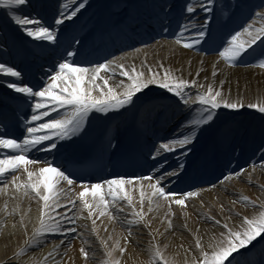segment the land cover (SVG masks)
<instances>
[{"label": "snow or ice", "instance_id": "obj_1", "mask_svg": "<svg viewBox=\"0 0 264 264\" xmlns=\"http://www.w3.org/2000/svg\"><path fill=\"white\" fill-rule=\"evenodd\" d=\"M86 5L88 0H68L62 5L59 16L53 18L52 24H47L39 15L24 12L25 8L32 6V0H0V10H3L4 18L9 24L15 25L34 41H47L48 47L59 46L61 26L66 21L74 22V18H78ZM152 7L153 11L141 14L137 11L138 5L125 3L114 25L121 31L168 33L176 5L169 0H160ZM230 7L234 15L244 5L233 3ZM256 7L260 10L254 11L249 16V22L240 30L231 33L230 38L222 45L223 50L218 52L219 60H223L228 67H236L243 62L246 55L255 53L253 46L258 45L261 52L255 57L257 63L251 66L264 69V0ZM216 11V0L186 2L181 8V15L187 14L185 18L191 23L195 35L185 39V32L191 29L190 23H184L176 36L175 44L190 50L202 43L211 42V23L216 20ZM200 12L204 13V17L194 22L193 17ZM156 43L160 44V41ZM84 46L83 39L74 37L58 62L43 71L40 79L33 85L23 84L22 73L14 66L0 63V74L15 78L14 81L7 82V88L21 94L26 102L35 101L30 105V119L23 116L18 118L25 126L22 138H8L6 125L5 130L0 131V150L6 153L0 158V197L4 198L3 209L0 210L8 216L20 213L19 222L26 232L24 219L27 212H22L21 203L34 201L39 212L38 225L10 259L20 261L29 250H39L52 236L58 235L61 237L59 243L53 241L52 249L42 258H33L31 264H72L73 258L68 256V252L76 239H80L82 244L78 254L83 264H88L90 259H96V249L85 236V232H88L96 237L103 249V259L99 264H126L124 257L134 236L133 228L144 227L153 240L157 235L163 236L175 228V205L179 206L184 217L181 227L192 237L187 247L183 242L178 245L185 255L183 264H241L238 257L243 256L242 250L251 251L256 244L264 243V184L257 185L260 194L253 199L237 193L233 182L243 178L252 184L257 168L264 174V151L260 152V162H250L249 168L241 167L226 172L206 187L200 186L195 190L179 193L169 185L187 173L186 163L179 162L176 167H170L164 154H175L179 150L187 158L191 150L188 146L197 139L198 130H203L205 126L211 128L218 116L217 110L221 108L238 113L247 107L264 118V101L250 102L247 105L239 99L233 101L230 89L227 96L223 92L226 80L221 79L218 85L202 84L198 79L189 80L177 75L176 72L182 70L164 68L163 63L155 66L156 69H163L162 72L154 70L146 61L141 63V70H138L134 64L126 63L130 55L127 53L104 62H81L77 57L82 55L81 49ZM150 47L145 42L142 48H135L134 52L146 55V49ZM219 60L211 66L213 80L220 73ZM200 63L203 64V61ZM203 70L198 69L195 77H199ZM152 86L171 94V97L177 99V104H182L189 113L185 123L181 125L186 128L185 132L178 131L166 142L154 145L153 152L150 153L154 162L153 171L140 175L118 174L95 183H81L80 177L56 163L55 158L47 159V155L58 152L65 146L60 142L71 141L73 137L86 131L90 113H100L103 114L101 118H108L110 113L121 114V110L128 111L136 106L141 95L147 96L152 91ZM191 89H196L195 94ZM193 105L196 106L194 114ZM61 110H66L63 115L60 114ZM53 113L56 115L53 116ZM2 123L3 120H0V124ZM106 147L115 156L120 146L110 140ZM33 152L44 153L45 158L32 156ZM195 163L193 161L192 165ZM230 186L233 188L234 198L225 203L220 199L218 189L222 188L227 193ZM205 192L216 193V203L205 201L202 196ZM194 198L199 201L200 210L196 212L198 221L212 225L203 234L199 228L189 227L190 214L186 210L189 203L195 208ZM10 201L13 202L11 211L8 210ZM238 206L251 208L252 214L237 211ZM160 209H164L160 222L165 224V233H161L158 228L154 231L152 229V221L156 217L151 214ZM204 209L207 210L203 211ZM30 210L29 207L27 211ZM121 214H124L123 219ZM105 217L109 224L126 225V233H120L114 239L115 230L109 232L108 225L101 219ZM81 220L90 221V226L81 225ZM237 220L239 223H235ZM81 228L84 231H80ZM101 228L107 233L104 237L100 236ZM217 228L220 229L219 232L215 231ZM65 245L67 247L61 251ZM166 248L167 245L162 250L158 243L150 244L147 264H177L175 257L165 255ZM57 255L61 257L60 260H56ZM0 264H8V260Z\"/></svg>", "mask_w": 264, "mask_h": 264}, {"label": "bare ground", "instance_id": "obj_2", "mask_svg": "<svg viewBox=\"0 0 264 264\" xmlns=\"http://www.w3.org/2000/svg\"><path fill=\"white\" fill-rule=\"evenodd\" d=\"M249 1L247 0V3ZM67 2L68 0H32V6L25 8L24 12L33 16L39 15L47 24H52L53 18L59 16L62 5ZM159 2L160 0H88V5L81 10L78 18H74V22L66 21L65 25L61 26L58 47H48L47 41H34L20 32L15 25L9 24L6 19L7 25L0 20V63L14 66L22 73V83L33 85L40 79L43 71H47L51 65L58 62L64 53V49L68 47L69 41L77 37L85 41V46L81 49L82 55L77 57L81 62H104L106 59L121 57L127 53L130 55L126 63L129 65L134 64L138 70H141V63L146 61L148 65L153 66L154 70L162 72L163 69H156L155 66L158 63H163L164 68H171L174 71L180 69L182 71L176 72L177 75L189 80L198 79L202 84L213 83L218 85L221 79L226 80L223 85V92L227 96L230 89V96L233 101L239 99L245 105L250 102L264 101V69L248 64V57L252 56V54L246 55L243 58V62L236 67H228L223 60H219L218 52L223 50L222 44L215 38L212 27H220L221 20H219V23L217 20L220 17L224 19L226 16L227 20L233 19L234 15L229 8V0H216L217 21L215 20V22L211 23L212 41L202 43L190 50L184 49L174 42L179 33L176 27L173 26L176 14L179 17V21L175 26L177 24L190 23L185 18L187 16L186 13L183 18L181 13H173L169 25L170 31L164 34H160L158 31L148 34L137 33L133 30L121 31L114 25V21L118 18V14L122 12L125 3L138 5L137 11L145 14L153 11L152 6ZM178 2L179 0H173L171 3L177 7ZM191 2H195V0H191ZM118 5L120 7H117ZM223 11L225 12L222 16ZM251 13L252 7L248 6L242 14V17L244 16L243 19L246 20V17ZM203 17L204 13L200 12L196 17H193V21H199ZM110 23L111 26L109 25ZM242 24V22L236 23L235 21L226 29L225 35L229 34L230 36ZM174 34L176 35L175 38L171 39L170 37ZM194 35L195 30L191 29L185 32V39L187 40ZM159 36L161 38L156 39V41H160V44H157L156 41L151 43V47L146 49V55L143 52L140 54L134 52L135 48H142L145 42L147 43ZM124 39H129L130 44L137 46L133 50L119 54L117 51L123 47ZM113 45L115 47L111 50ZM253 47L258 53L257 55H259L261 47L258 45ZM218 60L220 73L213 80L211 77V66ZM201 61H203V64L200 63ZM256 63L257 60H255L253 65ZM200 68L204 70L199 77H195V72ZM190 72L192 75H189ZM205 77L208 79L206 80ZM14 80L15 78L0 74V100H7L14 96L24 100L21 94L7 88V82ZM195 91L196 89H191L193 94H195ZM141 97L147 103L142 107L139 125L141 138L148 149H150L149 145H158L161 142H166L178 131H186V128H182L181 125L185 123L186 117L189 115L188 109L182 104L178 105L177 99L171 97V94H167L163 89L152 86V91L148 92L147 96L141 95ZM30 102L35 103L34 100ZM192 107L194 114L196 106L193 105ZM64 111L66 110H61L60 114L63 115ZM217 111L218 116L212 127L208 128L205 126L203 130H198L197 139L192 145L188 146L191 150L188 152L187 158L181 155L179 150L175 154H164L170 167H176L179 162L186 163L187 166V173L182 175L180 180H174L169 185L174 191L179 193L185 190H195L200 186L206 187L210 182H215L218 177H221L226 172L241 167L249 168L252 161L260 162V152L264 151V118L247 107L241 109L238 113L223 108ZM52 115L55 116L56 113ZM118 128L119 125L112 130L114 136L118 133ZM5 154L4 150H0V158H3ZM57 154V152L49 154L47 159L51 160ZM31 155L44 159L46 154L33 152ZM193 161L196 162L194 166L192 165ZM61 165L64 166V164ZM153 165L154 162L152 161L151 165L147 167L145 174L154 170ZM106 178L103 177L101 180ZM101 180H95L92 183ZM233 184L237 193H243L255 199L260 194L257 185L264 184V174H261L259 168H257L253 174L252 184H249L243 178L239 181H234ZM218 191L220 199L225 203L234 198L231 186L227 193L222 188L218 189ZM202 196L205 201L216 203V193L205 192ZM194 201L195 208L192 203H189V207L186 210L190 214L189 227L193 229L199 228L201 234H203L205 230H210L212 225L198 221L196 212L200 210L199 201L195 200V198ZM3 204L4 198L0 197V209H3ZM12 207L13 202L10 201L8 210L11 211ZM20 207L22 212H27L24 219L27 232L19 222L20 213L8 216L6 212L0 210V262L7 259L8 264H31L33 258H42L52 249L53 241L58 244L61 239L58 235L52 236L49 242L44 244L39 250H29L20 261L10 259L13 253L24 245V241L31 235L34 227L38 225L39 212L37 204L34 201H23ZM29 207L31 209L30 212L27 211ZM173 210L176 212V217L173 218L175 228L166 233L165 224L160 222L163 218L164 209L151 214L156 217L152 221L153 231L158 228L161 233H165L163 236L157 235L155 240L144 227L133 228L134 236L131 244L128 245L127 253L124 257L126 264H147L149 259L148 249L152 243H158L162 250L167 245L165 255L170 258L175 257L177 264H183L185 255L178 245L183 242L185 247H187L192 237L188 231L181 227L184 223V217L180 213L179 206L174 205ZM206 210L204 209L203 211ZM237 211L250 215L253 210L238 206ZM123 216L124 214H121V219H123ZM79 223L90 226V221L81 220ZM235 223H239V221L237 220ZM5 224H9L6 230L3 229ZM14 224L15 227H13ZM107 225L109 232H112L113 229L115 230L114 239L116 235L127 231V226L122 223L109 224L108 222ZM80 231H84V229L81 228ZM102 231L103 229L101 228ZM215 231L219 232L220 229L217 228ZM106 235L107 233H103L102 237ZM85 236L88 237L92 247L96 249V259H90L88 264H99L103 259V249L100 248L99 241L94 235H89L88 232H85ZM205 239H207V236H205ZM121 242L124 243V241ZM256 245L251 248V251L242 250L243 256L238 257V260L244 261L245 264H264V255L260 254L262 249H264V243L259 244L258 247ZM81 246V240H79V242L73 244L71 251L68 252V256L73 258L72 264H83L82 258L78 254ZM64 247H67V245L63 246L61 251H63ZM60 259L61 257L57 255L56 260Z\"/></svg>", "mask_w": 264, "mask_h": 264}, {"label": "rangeland", "instance_id": "obj_3", "mask_svg": "<svg viewBox=\"0 0 264 264\" xmlns=\"http://www.w3.org/2000/svg\"><path fill=\"white\" fill-rule=\"evenodd\" d=\"M230 1V5H232L233 3H240V4H243L244 5V7L243 8H241V9H238V10H236L235 11V14H234V16H233V19H231V20H227V21H224V23H220V27H214L213 28V34H214V36H215V38L218 40V41H220V43L223 45L224 44V42L228 39V38H230V36H229V34L228 35H224L225 33V25H230L231 23H233V22H235L236 21V23L237 22H242L243 24H242V26L243 25H245L247 22H249V16L250 15H252L253 14V12L254 11H259L260 9L258 8V7H256L257 5H259L260 3H261V0H250L248 3H247V0H229ZM170 3L171 2H173V0H170L169 1ZM186 2H189V0H186L185 2H184V4L186 3ZM248 6H251L252 7V13L249 15V16H247L246 17V20H244L243 18H244V16L242 17V14H243V12H244V10L248 7ZM230 8V10H232L233 11V9L231 8V7H229ZM232 21V22H231ZM219 23V22H218ZM241 26V27H242ZM180 27H181V25H178L177 27H176V29H177V31H180ZM240 27V28H241ZM240 28L238 29V30H240ZM176 31V32H177ZM175 34L174 35H172L170 38L172 39V38H175ZM161 37L159 36V37H155V38H153V39H151L150 41H148L147 43L148 44H151V43H153L154 41H156V39H160ZM128 41H129V39H128ZM126 44H124V45H122L123 47H121V48H119V50L117 51V53H124V52H126V51H129V50H133L137 45H133V44H130L129 42H127V41H124ZM127 44H130V45H127ZM257 51L255 52V55H254V53L252 54V56H250V57H248V64L249 65H253L254 64V62H255V57L257 56ZM103 221H104V223L105 224H107L108 223V220H107V218L105 217V218H101ZM100 222L98 221V224H99ZM8 226H9V224H5L4 225V227H3V229L4 230H6L7 228H8ZM103 233L105 234V232H101L100 231V236L102 237V235H103ZM79 240L80 239H76V240H74L73 241V244L74 243H76V242H79ZM262 253V255H264V249H262V251L260 252V254ZM241 264H245L244 263V261H241Z\"/></svg>", "mask_w": 264, "mask_h": 264}]
</instances>
